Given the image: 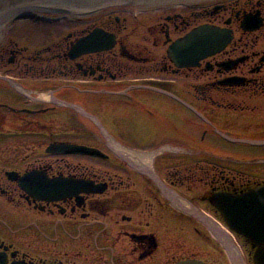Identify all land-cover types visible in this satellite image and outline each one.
Here are the masks:
<instances>
[{
  "label": "flooded vegetation",
  "instance_id": "obj_1",
  "mask_svg": "<svg viewBox=\"0 0 264 264\" xmlns=\"http://www.w3.org/2000/svg\"><path fill=\"white\" fill-rule=\"evenodd\" d=\"M73 1L0 0V14L32 5L0 24V264H216L178 238L184 227L214 236L228 264H254L257 245L212 197L264 185V143L249 141L264 140V0H102L80 12ZM205 23L230 41L179 66L170 44ZM29 25L41 33L24 36ZM97 28L111 46L71 56ZM177 102L202 117L200 139L159 114ZM30 172L90 188L40 197L19 184Z\"/></svg>",
  "mask_w": 264,
  "mask_h": 264
},
{
  "label": "water",
  "instance_id": "obj_2",
  "mask_svg": "<svg viewBox=\"0 0 264 264\" xmlns=\"http://www.w3.org/2000/svg\"><path fill=\"white\" fill-rule=\"evenodd\" d=\"M32 8L29 3L9 7L0 14V24L20 11ZM112 36L106 34L101 28L95 29L88 36L79 40L71 49L70 55L76 56L83 51L97 50L111 46ZM231 39L229 29L212 24H201L194 27L183 37L175 40L168 49V54L179 66L195 65L199 59L223 49ZM108 40L106 43H103ZM252 143H264V140H249ZM30 172L19 178L22 188L34 192L40 197L48 193L58 194L61 190H75L90 188L84 181L73 183L67 180H34ZM71 186V187H70ZM212 202L221 211L227 224L237 233L257 245L254 254L255 264H264V185L252 188L235 195L228 192H216ZM175 264H211L210 262L190 258L180 260Z\"/></svg>",
  "mask_w": 264,
  "mask_h": 264
},
{
  "label": "rangeland",
  "instance_id": "obj_3",
  "mask_svg": "<svg viewBox=\"0 0 264 264\" xmlns=\"http://www.w3.org/2000/svg\"><path fill=\"white\" fill-rule=\"evenodd\" d=\"M22 29H23L22 32H23L24 36H29V37L38 36L39 33H41V31L38 28L36 29V27L32 26V25L25 26ZM44 31L45 30H43L42 32H44ZM161 76L162 77L178 78V80H180V81H189V80H193L194 82L197 81L196 77L190 78V77H187L184 73H180V74L175 75L171 71L162 72ZM162 103L164 104V101H162ZM172 104L173 105H171V107H162L161 108V110L159 112V114L161 113L160 114L161 117L166 118L167 120H172L173 123L176 124V126L178 128L177 129L175 127L176 130L178 131V133H181V132L183 133V132H185V130H187L193 134V136L195 137L194 139H200V137H201L200 135L203 133V129H204V124L202 123V119H201L202 117H200L193 110L191 111V110L185 108L182 104H180L178 102L172 103ZM166 109H171V111L170 112L164 111V113H162V111L166 110ZM258 113L260 114V111L254 113V114H258ZM210 138H212V137H210ZM189 140H191V139H189ZM213 140H215V139H213ZM217 143H218V145L225 146V144H222L219 140ZM236 148L239 149L238 153H241L244 150L251 151V149H256L258 147L252 146V145H246L244 143H239L238 145H236ZM236 161L246 165L248 168H251V167H254L255 163L260 161V160L255 161L252 158H242L241 156H239V157H237ZM195 202H198V201L195 200ZM209 213L213 217L217 216L215 213L212 212V210L209 211ZM180 221L181 220H179V223H181ZM184 228H180L179 233H178V238L183 240L184 236H188L187 241L192 244L193 252L196 251L198 253H201V251H203L202 255L205 256V258H207L208 260L215 262L216 264H228L226 259H224L222 256H220L219 253L217 252V247H215V244H213V242H212V241H216L214 236H212L209 232H207L210 239L212 240L211 242H209V245H208V244L204 243L205 241H203L200 238V235H198L197 232H193L191 234L189 228L187 229V227H186L185 228L186 230H183ZM235 234L238 236L237 233H235ZM239 242H240V244L244 245L243 248L240 246L242 254L244 255V257L246 259L250 260V255L248 254L249 246L245 244L244 238H242V237H239ZM216 243H217V241H216Z\"/></svg>",
  "mask_w": 264,
  "mask_h": 264
},
{
  "label": "bare ground",
  "instance_id": "obj_4",
  "mask_svg": "<svg viewBox=\"0 0 264 264\" xmlns=\"http://www.w3.org/2000/svg\"><path fill=\"white\" fill-rule=\"evenodd\" d=\"M48 2V0H6V6H10L13 3H24V2ZM2 2V0H1ZM74 5L71 7V10L74 12H80L83 10H87L89 8H93L95 6H100L103 1L102 0H94L92 4L84 2V0H74Z\"/></svg>",
  "mask_w": 264,
  "mask_h": 264
}]
</instances>
